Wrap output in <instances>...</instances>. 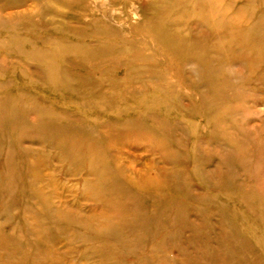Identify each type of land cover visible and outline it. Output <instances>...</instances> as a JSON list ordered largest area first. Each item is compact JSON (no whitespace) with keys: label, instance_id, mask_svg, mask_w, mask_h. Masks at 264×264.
Returning a JSON list of instances; mask_svg holds the SVG:
<instances>
[{"label":"rangeland","instance_id":"obj_1","mask_svg":"<svg viewBox=\"0 0 264 264\" xmlns=\"http://www.w3.org/2000/svg\"><path fill=\"white\" fill-rule=\"evenodd\" d=\"M0 264H264V0H0Z\"/></svg>","mask_w":264,"mask_h":264},{"label":"bare ground","instance_id":"obj_2","mask_svg":"<svg viewBox=\"0 0 264 264\" xmlns=\"http://www.w3.org/2000/svg\"><path fill=\"white\" fill-rule=\"evenodd\" d=\"M135 120L138 122L137 118H135L134 121ZM102 125H104V123L96 124L97 127L90 133H87L86 136L82 133L71 134L72 136L74 135L71 139L68 138L69 136H59L55 139L56 147L59 150L58 154L61 153V155H66L70 158L72 163L75 162L71 168L72 171L76 169H80V171L86 170L87 175L95 176L100 180L109 179L110 181H114L116 185H122L124 183L123 179H121V176H123V169L121 165L116 162L117 158L115 154L111 156V148L104 145L106 141L105 136L102 131H99ZM80 180L81 178L77 183L80 186L79 189L82 192L84 190L89 191L90 185L88 181L86 179ZM59 213L58 211V214Z\"/></svg>","mask_w":264,"mask_h":264}]
</instances>
